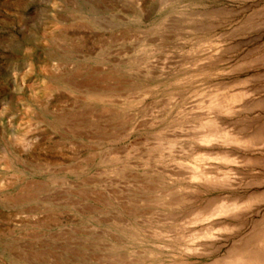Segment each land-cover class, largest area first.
I'll use <instances>...</instances> for the list:
<instances>
[{
    "label": "rangeland",
    "instance_id": "374dc122",
    "mask_svg": "<svg viewBox=\"0 0 264 264\" xmlns=\"http://www.w3.org/2000/svg\"><path fill=\"white\" fill-rule=\"evenodd\" d=\"M263 238L264 0H0V264H264Z\"/></svg>",
    "mask_w": 264,
    "mask_h": 264
},
{
    "label": "bare ground",
    "instance_id": "6f19581e",
    "mask_svg": "<svg viewBox=\"0 0 264 264\" xmlns=\"http://www.w3.org/2000/svg\"><path fill=\"white\" fill-rule=\"evenodd\" d=\"M148 50H149V49H148ZM177 50H178V49H177ZM146 51H147V50H146ZM183 51H184V49H183ZM184 52H185V51H184ZM186 52H187V51H186ZM143 54H144V53H143ZM146 54L148 55V54H150V52H148V53H146ZM147 58H148V57H147ZM132 61H133V60H132ZM135 65H136V64H135ZM176 81H177V80H176ZM87 85H88V84H87ZM90 85H91V84H89L88 86H90ZM85 87H86V86H85ZM93 87H94V86H93ZM87 88H88V87H87ZM147 90H148V89H147ZM89 92H90V93H97L98 91H96L95 88H92V89H91V87H90V91H89ZM145 93H146V92H145ZM97 95H98V93H97ZM98 96H100V95H98ZM98 96H97V97H98ZM100 97H101V96H100ZM59 124H60V123H59ZM203 142H204V141H203ZM206 180H207V182H206V184H207L209 181H208V179H206ZM206 180H205V181H206ZM211 181H212V180H210V182H211ZM208 184H211V183H208ZM208 184H207V185H208ZM26 195H27V194H25V196H26ZM22 196H23V195H22ZM14 198H16V197H14ZM16 199H18V198H16ZM16 199H15V200H16ZM27 199H28V198H27ZM30 199H31V198H30ZM6 200H7V198H6ZM178 200H179V199H178ZM18 201H19V200H18ZM176 201H177V200H176ZM10 202H11V201H10ZM14 202H15V201H14ZM14 202H13V204H15ZM20 202H21V200H20ZM22 202H23V200H22ZM182 202H183V201H182ZM18 203H19V202H18ZM177 203H178L179 205L181 204V203H179V201H178ZM170 204H171V203H170ZM172 204H173V203H172ZM172 204H171V206H172ZM174 204H176V203H174ZM169 206H170V205H169ZM177 206H178V205H177ZM175 208H176V206H175ZM215 210H216V209H215ZM215 210H214V211H215ZM218 210H219V209H218ZM218 210H217V211H218ZM213 213H214V212H213ZM218 213L222 214V213H226V211L220 209V210L218 211ZM144 231H145V230H144ZM144 231H143V229H140V228H139V229H138V228H137V229H132V231H131V230H130V232L128 231L129 233H127V235H125V237H127V238H131V239H133V240H135V241H137V242H142L144 239H146V238H145V232H144ZM146 231H147V230H146ZM125 233H126V232H125ZM155 233H156V232H155ZM263 239H264V238H263ZM179 241H180V240H179ZM259 244H260V243H259ZM254 245H255V244H254ZM263 245H264V244H263ZM258 247H259V249H258V248H257V249L260 251V253L264 251V248L262 249V248H261V245L258 246ZM260 248H261V250H263V251H261ZM10 250H11V248H10ZM258 250H256V251L258 252ZM10 252H11V251H10ZM12 253H13V252H12ZM252 253H253V252H252ZM255 253H256V252H255ZM258 253H259V252H258ZM260 253H259V254H260ZM263 253H264V252H263ZM9 255H10V254H9ZM150 255H153V254H150ZM249 255H250V254H249ZM249 255H248V256H249ZM253 255L255 256V254H253ZM29 256H30V255H29ZM29 256H28V257H29ZM117 256H118V255H117ZM117 256H115V257L118 258L119 256H118V257H117ZM171 256H172V255H171ZM178 256H179V255H178ZM236 256H237V255H236ZM254 256H252V257H254ZM112 257H113V256H112ZM115 257H114V258H115ZM152 257H153V256H152ZM234 257H235V256H234ZM10 258H11V257H10ZM15 258H16V257H15ZM15 258H11V259H12V260H16ZM119 258H120V257H119ZM255 258H257V257H255ZM255 258H254L253 260H255V262H258V263H261V261H262L261 259H263V258H261V259H259V260L256 261ZM18 259L20 260V258H18ZM115 260H116V259H115ZM117 260H118V261H117ZM117 260H116V261L119 263V259H117ZM120 260H121V259H120ZM126 260H127V258H126ZM126 260L122 259L121 261L124 262V263H129V262L126 261ZM234 260H235V259H234ZM249 260H250V258H248L247 255L240 254V255L238 256V263H239V261H240V262L243 261L244 264H253V263H254V261L252 262L251 260H250V261H249ZM16 261H18V260H16ZM41 261H42V260H41ZM129 261H131V260H129ZM139 261H140V260H139ZM20 262H21V261H20ZM24 262H26V261L24 260ZM137 262H138V261H136L135 263H137ZM140 262H141V261H140ZM236 262H237V261H236ZM243 262H242V263H243ZM245 262H246V263H245ZM250 262H251V263H250ZM131 263H134V262H130V264H131ZM138 263H139V262H138ZM232 263H233V262H232ZM242 263H240V264H242ZM262 263H263V262H262ZM25 264H28V263H25ZM33 264H34V263H33ZM122 264H123V263H122ZM255 264H257V263H255Z\"/></svg>",
    "mask_w": 264,
    "mask_h": 264
}]
</instances>
